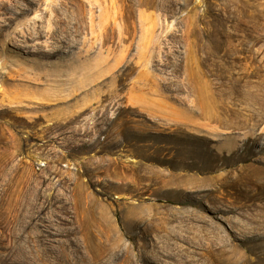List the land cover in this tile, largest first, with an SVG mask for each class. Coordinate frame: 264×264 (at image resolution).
<instances>
[{
	"label": "rangeland",
	"instance_id": "obj_1",
	"mask_svg": "<svg viewBox=\"0 0 264 264\" xmlns=\"http://www.w3.org/2000/svg\"><path fill=\"white\" fill-rule=\"evenodd\" d=\"M0 264H264V0H0Z\"/></svg>",
	"mask_w": 264,
	"mask_h": 264
}]
</instances>
